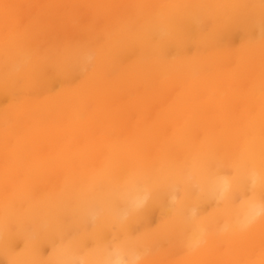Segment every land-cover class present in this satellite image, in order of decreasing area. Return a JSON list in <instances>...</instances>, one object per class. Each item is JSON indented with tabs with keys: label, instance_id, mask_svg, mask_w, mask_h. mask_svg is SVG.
Wrapping results in <instances>:
<instances>
[{
	"label": "bare ground",
	"instance_id": "obj_1",
	"mask_svg": "<svg viewBox=\"0 0 264 264\" xmlns=\"http://www.w3.org/2000/svg\"><path fill=\"white\" fill-rule=\"evenodd\" d=\"M0 264H264V0H0Z\"/></svg>",
	"mask_w": 264,
	"mask_h": 264
}]
</instances>
